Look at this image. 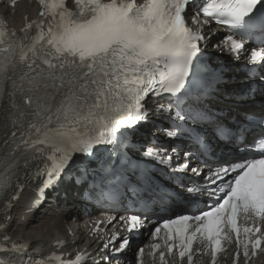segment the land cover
<instances>
[{
	"label": "snow or ice",
	"instance_id": "obj_1",
	"mask_svg": "<svg viewBox=\"0 0 264 264\" xmlns=\"http://www.w3.org/2000/svg\"><path fill=\"white\" fill-rule=\"evenodd\" d=\"M38 3L37 20L20 33L0 20V198L15 200L14 188L22 176H44L47 186L71 173L78 160L86 165L78 175H86L87 166L103 156L98 146H112L105 149V171L138 168L127 156L121 162L118 146L127 145L130 135L148 120V97L168 94L175 118L167 136L186 139L196 152L170 146L174 155L165 151L159 163L171 166L174 159L180 161L173 175L190 170L204 179L210 196L217 191L221 195L199 214H178L163 221L167 241H179L167 243V252L178 248L179 258L187 257L192 264V245L199 236L215 264L224 250L222 241L232 240L229 232L235 233L245 258L250 256L249 246L251 255L264 250V231L257 224L264 222V0H72L73 7L68 0ZM193 9L206 23L215 21L231 30L224 44L236 59L246 48L245 40L258 41L249 57L256 79L234 88L227 86L222 71L208 82L196 79L194 61L205 36L188 24ZM257 99L259 109L254 107ZM214 101H223L224 106ZM250 129H259V140L252 136L248 141ZM222 142L232 152L249 142L257 151L235 160L222 158L220 166L207 173L194 166L192 161L199 163L201 158L207 165L206 157L215 156ZM204 191L205 187L180 180L172 193L159 190L150 200L174 203L179 196L193 201ZM10 200L5 201L9 208ZM241 214L253 225L244 226V239L238 227ZM120 219L129 233L143 223L137 214ZM189 221L196 222L194 231H189ZM160 231L156 227L153 234ZM130 243L123 238L103 259L121 264ZM27 247L12 241L6 231L0 233V264H40L27 256ZM108 247L104 244L101 251ZM240 255L237 251V260ZM53 259L79 264L81 256L75 261H62L58 255ZM160 259H165L164 252Z\"/></svg>",
	"mask_w": 264,
	"mask_h": 264
},
{
	"label": "bare ground",
	"instance_id": "obj_2",
	"mask_svg": "<svg viewBox=\"0 0 264 264\" xmlns=\"http://www.w3.org/2000/svg\"><path fill=\"white\" fill-rule=\"evenodd\" d=\"M39 10L40 7L38 5L28 0H19L16 2L15 7H10L7 4L0 6V11L4 17L17 29L23 26L26 20L36 18ZM217 40V37L210 39L206 48H209L210 44ZM221 56L225 59L230 58L228 52H223ZM242 78L245 79L246 75H243ZM250 78L251 76H248L246 79L249 80ZM152 109L154 110L153 107ZM153 129L152 133L156 135L160 134L158 130H155L157 128L153 127ZM142 132H147V130ZM201 167L204 169L206 166ZM188 173L192 175L191 171ZM37 183L38 182L34 179H30L26 182V186L22 190L20 198L15 201L8 216L0 221V223L4 225V229H0V233L6 231V234L11 237L25 241L30 252L34 253H42L51 249L53 241L59 237H65L68 241L65 246V251L74 252L76 249L86 244H88L90 248L96 247L98 243L95 240L89 239L85 241L84 232L79 228V223L68 220L69 214L64 210L69 207V204L64 202L65 199L60 197L59 193L53 194L52 198L45 206V209L42 208L38 212L31 214L25 213V209L34 198L35 193L33 188ZM6 199L10 198L7 197ZM54 203L55 205L53 207ZM72 207L73 206H71V208ZM66 223L76 232V236L79 238L78 240H74V237L68 234V229L65 228ZM95 251L96 250H94L93 253ZM87 263L92 264V262ZM250 264H264V253Z\"/></svg>",
	"mask_w": 264,
	"mask_h": 264
},
{
	"label": "rangeland",
	"instance_id": "obj_3",
	"mask_svg": "<svg viewBox=\"0 0 264 264\" xmlns=\"http://www.w3.org/2000/svg\"><path fill=\"white\" fill-rule=\"evenodd\" d=\"M14 234V233H13ZM18 235V234H17ZM26 239V238H25ZM27 240V239H26ZM31 248V247H30Z\"/></svg>",
	"mask_w": 264,
	"mask_h": 264
}]
</instances>
